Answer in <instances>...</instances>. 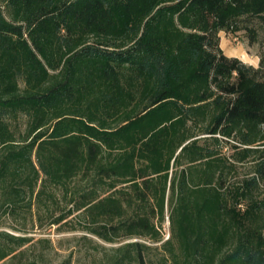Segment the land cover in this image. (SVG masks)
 Returning a JSON list of instances; mask_svg holds the SVG:
<instances>
[{
  "label": "trees",
  "instance_id": "obj_1",
  "mask_svg": "<svg viewBox=\"0 0 264 264\" xmlns=\"http://www.w3.org/2000/svg\"><path fill=\"white\" fill-rule=\"evenodd\" d=\"M223 31L258 46L259 66L226 55ZM201 119L209 137L184 146ZM236 128L264 146V0H0L2 212L56 187L98 238L159 241L168 205L172 261L264 264V148L233 191L206 144Z\"/></svg>",
  "mask_w": 264,
  "mask_h": 264
},
{
  "label": "rangeland",
  "instance_id": "obj_2",
  "mask_svg": "<svg viewBox=\"0 0 264 264\" xmlns=\"http://www.w3.org/2000/svg\"><path fill=\"white\" fill-rule=\"evenodd\" d=\"M220 37L221 48L226 55L238 57L247 64L253 62L251 60H254L259 48L249 47L243 32L223 31ZM245 54L249 59H246ZM207 124L203 119L192 124L186 135L190 137L184 146L195 141L204 144L205 138L209 137L203 132ZM21 130L25 131L23 123ZM244 132L245 128H236L232 135L218 133L214 141L206 142L214 144L220 158L228 165V184L233 191H241L244 183L255 176V150L264 148L260 142H243ZM112 192L107 194L111 196ZM235 193L238 195L234 202L238 204V209L245 211V201L239 192ZM256 194L263 196L264 185ZM80 197L78 194L69 196L63 190L52 187L39 201H34L32 207L18 209L14 213L2 212L0 209V264H61L67 260L72 264H139L138 254L143 255L146 264H184L185 258L182 255L174 262L166 250L171 248L179 253L176 241L169 246L164 245L172 234L168 205L164 219H152L159 233V241L149 237L125 238L122 231L118 237H114L113 242H106L91 233L93 223L87 210L77 209ZM2 198L0 195V205ZM130 210L126 208L124 212L130 213ZM124 214L111 217L107 223L111 225L122 222ZM256 221L259 227H264V215ZM137 242L140 243L138 247L135 245Z\"/></svg>",
  "mask_w": 264,
  "mask_h": 264
},
{
  "label": "crops",
  "instance_id": "obj_3",
  "mask_svg": "<svg viewBox=\"0 0 264 264\" xmlns=\"http://www.w3.org/2000/svg\"><path fill=\"white\" fill-rule=\"evenodd\" d=\"M251 61H253L254 63L252 62V63H250V65L258 67L259 66V62H260V58L256 55L254 60H251Z\"/></svg>",
  "mask_w": 264,
  "mask_h": 264
},
{
  "label": "bare ground",
  "instance_id": "obj_4",
  "mask_svg": "<svg viewBox=\"0 0 264 264\" xmlns=\"http://www.w3.org/2000/svg\"><path fill=\"white\" fill-rule=\"evenodd\" d=\"M246 55V54H245ZM246 57V59H249L248 57H247V55L245 56Z\"/></svg>",
  "mask_w": 264,
  "mask_h": 264
}]
</instances>
